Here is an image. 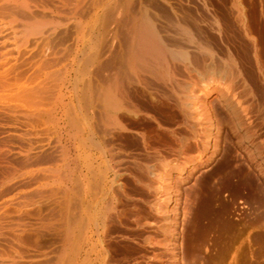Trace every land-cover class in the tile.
<instances>
[{"label":"bare ground","instance_id":"bare-ground-1","mask_svg":"<svg viewBox=\"0 0 264 264\" xmlns=\"http://www.w3.org/2000/svg\"><path fill=\"white\" fill-rule=\"evenodd\" d=\"M181 1L0 0V119L7 121L1 124L7 127L5 131L0 127L7 132L0 135V264H96L101 257L97 242L116 209L118 177L115 168L98 169L109 153L98 138L113 130L128 131L127 115L139 116L129 85L150 94L162 114L171 107V100L183 109V117L199 111L202 152L209 146L214 149L213 137L220 127L213 103L225 110L235 109V98L241 96L235 91L239 90L236 83L243 85V90L250 77L241 66L244 64L240 65L242 55L214 53L217 49L212 50L211 41L200 33L202 19L179 6ZM241 1L230 2L233 19L247 37L246 60L258 73L251 81H261L264 88V29L259 27L262 42L255 35L258 29L253 33ZM207 24L215 33L224 27L223 21L214 17ZM94 46L96 50H92ZM149 116L156 119L154 114ZM248 133L245 140L255 149L258 146ZM138 135L148 144L146 133ZM211 154L206 156L211 158ZM205 159L201 154L188 157L182 169L188 173L195 161ZM219 173L203 178L197 189L201 199L187 203L183 212L191 247L202 240V233L210 231L221 243L213 256L202 255L203 264H224L225 255L246 228L244 213L226 220L233 210L231 204H214L217 188L213 181L222 175ZM167 180L160 187L164 198L159 212L164 216L172 211L171 202L177 201L173 182ZM242 186L235 191L241 196ZM263 227L254 238L257 243L263 237ZM43 233L52 236L46 246L38 242L37 236ZM242 243L233 245L234 260L251 264ZM258 245L250 249L251 254L263 251V243Z\"/></svg>","mask_w":264,"mask_h":264},{"label":"rangeland","instance_id":"rangeland-1","mask_svg":"<svg viewBox=\"0 0 264 264\" xmlns=\"http://www.w3.org/2000/svg\"><path fill=\"white\" fill-rule=\"evenodd\" d=\"M201 1V3H195L193 2V0H183L180 2L181 5H178L181 7L183 5V9L186 8L185 10L187 12L190 10L191 14H193L197 18L199 17V20H203H201L200 22L205 24L201 23L202 27L200 29V33H202L204 39H206L207 37L208 40H206L208 41V43L210 41L213 43L212 44L210 42V45H212L213 48L212 50L217 49L214 53H217L218 56L220 55V53H222L220 56H226L230 53L233 54L237 52L236 54L238 57L239 55L243 56V58L241 56L239 57L241 60L240 65L242 63L244 65L248 64L249 62L246 60V50L244 46L245 39L247 40V37H244L242 31L238 29V25L235 22L236 19H233V17H235V14L231 10L230 2L232 0H204L205 2L203 0ZM241 2V7L243 9L245 8L246 12L248 11V22L249 24L251 23L250 26L253 27V29H251L253 31L255 30L253 33H255L257 31L256 29H258V32H256L257 34L255 33V35H257V38L262 41V33L260 32L259 27H262L264 29V1L242 0ZM261 4L263 6V9H261ZM212 17L216 19L219 18L223 21L224 27L221 30L222 32L218 31L219 33H215L209 30L210 27L209 24H207V21L210 20V18L212 19ZM202 28L204 31L202 30ZM206 29L208 31H206ZM241 35L243 37H241ZM219 37L220 39H218ZM220 41L222 44L220 43ZM242 41L243 45L241 44ZM222 45H224L223 48L225 49L222 48ZM241 49L244 52H242L244 55L240 52ZM92 50H96L95 46ZM236 50H239V52ZM244 65L241 66L243 70L248 73L247 76L250 77L248 80H246V84H248L249 86L244 85L245 89L242 90L241 87H243V85L240 87L238 83H236V86L239 90L236 89L235 91L237 92V96L239 92V94L244 97L245 100L242 99V97L239 95L240 97L238 99L235 98V109L230 111L217 106L218 104L216 102L213 103V105L216 106L215 110L218 123L217 126L220 127L218 129L219 131L214 134L218 139H215V137H213V142L215 143L214 149L212 150V146H209V148L204 150V152H202L204 149V136L201 137L202 135L200 134L202 129V122H199L200 119H197V116H199V111L194 110V112L190 113L191 115L189 114L190 116L185 113V118L183 117V109H180L179 106H177L178 108H176L174 100H171V107H169L162 114L161 111L158 112V110L156 109V104L153 102L150 94L145 93V90H143V88L141 87L129 85L131 102L138 106L140 109L138 116L139 118H135L133 115H127L126 123H128V131H121L120 133L119 130H113L111 134L108 132L109 136L106 135V137H103V139L102 137H100V139L98 138V140L101 141V144L103 142V145L106 146L105 148L109 149V153L107 154L106 158L104 157L102 161L100 160L101 165H99L98 169L100 168L101 170H105L107 169V166L109 168H115L118 177L117 182L115 183L116 186H114L117 200L115 201L116 212L114 210L113 211L116 214L112 211V213L114 214L112 215L111 213L108 225L105 228V231L102 230V235L97 242L98 248L100 250L99 257H101L96 261V264H99L98 262L100 261V259L103 260L102 263L100 261V264H199V260H201L200 264H203L205 260L202 258L206 257L205 254H208V256H213V254H215L216 252V249L218 250L220 248L221 243H217L215 239L216 237L213 236L214 234H210L212 233L210 231L208 233H202L199 237L202 240L198 242L196 241L198 244L195 242L197 245L194 244V247H191L188 242V232L186 230L187 227L185 226L184 213L187 203L193 204L195 201L199 202V200L201 199L200 194L199 196H197V189L198 186H200L199 183H202V180L204 181L203 178H205L210 173L212 174L217 172H220L219 174L222 175L219 176V174H217V176H219L220 178H216L215 176V182L213 181V183H215L216 185L215 187L217 188L214 195V200H216L214 204L222 205L221 203L224 202L231 204V209H233L234 211L232 210V212L226 215V220H231L238 214H241L242 216V213L246 215L245 216L243 214L245 218L247 217V221L245 223L246 228L244 229L243 233V235L246 236V241L244 240V236L241 235L242 238L240 237V239H237V241L235 240L236 242H234L233 245H238L240 244V242H243L242 248L245 249L244 253L247 254L248 259L250 258L249 261H251L252 259L253 263V258L255 257L254 262L256 264H264V248L262 249L263 251L259 254L255 251L256 255L254 252L253 254H251L252 252H250V249L260 246L258 245L259 243H263L262 246L264 247L263 231V240L261 238L262 242L260 241L257 243V241L254 239L256 238V235L258 233H261V228L264 225V88L261 84V81L257 80L256 82L258 84L251 81L256 80V75H258V73L255 72L256 70L253 69L252 66H249L250 64L245 65L248 67H244ZM250 69H253V72L250 71ZM252 74L253 76L255 75V77L252 78ZM95 78L96 76H94L92 80L94 81ZM250 81L252 84L250 83ZM247 86L250 88H248ZM244 90L246 92H244ZM141 92L143 93V95ZM240 99L243 100H241L240 102L243 104L238 103V100L240 101ZM152 105L154 106V108ZM218 108H221L222 110H219ZM147 113L154 114V116L156 117V121L153 120L149 116V114L147 115ZM228 113H232V117ZM239 116L242 118V120ZM232 119L236 123L233 122ZM190 121H193L194 123L192 124L190 123ZM0 122V127L4 129L6 126L3 127L2 122L7 121H5V119L4 121H1L0 119ZM195 124L199 127H194ZM4 125H6V123H4ZM190 127L194 128V132L195 130L200 132H195L197 134H194L193 136L194 132ZM1 128L0 135L1 133L7 134V132H3V129ZM5 129H7V127ZM141 132L146 133V137H148L146 141L148 144H146V142H142V138L140 137V135H138ZM247 133L248 135L250 134L249 138L252 137L250 138L252 142L258 146L255 149H253L254 147H252V145L247 144L248 142L245 140ZM196 135L199 136V138H201L203 141L201 139L199 140ZM260 148H262L261 151H258ZM209 153L212 155L211 158L206 156ZM200 154L202 155L203 159L207 157V160L205 159V162L204 160L201 162L195 161L196 166H194V168L190 166V168L188 167V173L184 172L182 168L187 158L192 156H199ZM228 165L231 167H229ZM234 167L236 173H234ZM232 169L233 172H230V170ZM223 170H226V177H224L225 174ZM227 172L228 174L230 172V175H228ZM240 176L243 178H241ZM166 177L168 178L166 182H168L169 180L173 182V189L176 193L177 201L171 202L170 208L172 211L168 213V215L164 216V214H161L159 212V204L161 200H163L162 198H164L163 192L161 191L160 187L165 185L164 180ZM228 180H230L231 182ZM240 180H242L244 184ZM238 185H243L242 192L244 193H242V196L240 194H236L235 192L238 188L241 187H238ZM233 190L234 192H232ZM246 190L248 193L246 192ZM251 192L253 195L251 194ZM235 195H238L239 197ZM196 196L197 198H195ZM243 200L245 201V203H243ZM167 217L169 221L166 222ZM248 221L250 225L247 224ZM37 237L39 240L38 242H40L41 246H46L52 239V236L48 233H43L42 235L40 234V236L38 235ZM33 239L34 238H32V241ZM213 242H215V244ZM245 242L247 243L246 245H244ZM199 243H203L201 244L202 246H199ZM233 245L231 247L232 250H228L229 252L227 253V256L225 255L226 258L224 257V260L226 261L224 264H236V260H234L235 251ZM196 246L200 248L196 249ZM250 246L251 248H249ZM191 248L195 249L194 252ZM193 256L196 259H194ZM198 258L199 260H197Z\"/></svg>","mask_w":264,"mask_h":264}]
</instances>
